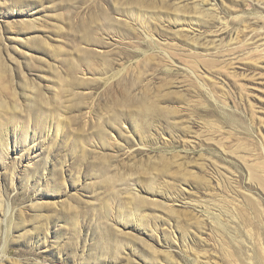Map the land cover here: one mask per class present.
<instances>
[{
    "label": "rangeland",
    "instance_id": "rangeland-1",
    "mask_svg": "<svg viewBox=\"0 0 264 264\" xmlns=\"http://www.w3.org/2000/svg\"><path fill=\"white\" fill-rule=\"evenodd\" d=\"M0 264H264V0H0Z\"/></svg>",
    "mask_w": 264,
    "mask_h": 264
}]
</instances>
